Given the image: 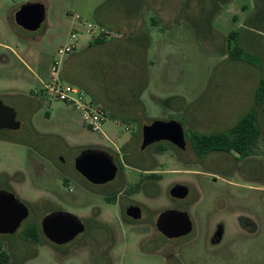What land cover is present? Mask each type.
<instances>
[{"label": "rangeland", "instance_id": "1", "mask_svg": "<svg viewBox=\"0 0 264 264\" xmlns=\"http://www.w3.org/2000/svg\"><path fill=\"white\" fill-rule=\"evenodd\" d=\"M26 1L0 0V99L13 104L18 119L25 121L18 129L0 131V174L7 172L15 194L41 215L56 207L87 215L93 206H101L104 217L117 228L118 242L110 257L98 255L99 236L92 230L66 247L28 243L19 234L25 224L40 223L41 217L33 214L17 232L0 236V240L8 241L12 256L22 254L24 264H172L187 254L194 258L193 238L178 239L169 250L156 252L150 235L120 224L118 206L108 205L102 196L83 186L86 182L73 167L74 158L82 147L94 145L108 148L117 157L120 150L130 182L139 181L143 167L136 168L147 164L161 176L163 190L179 180H190L199 187L201 200L193 210L201 228L197 264H240L242 258L246 264H264V114L256 98L259 79L264 75V0H171L167 7L158 6V0L154 5L150 0H134L140 6L137 12L131 0H119L120 4L116 0H46L51 4L48 16L36 30L26 29L15 20V12ZM6 11L13 14L12 21H6ZM83 20L101 22L115 29V36L120 38L126 35L124 23H133L130 38L113 41L94 52L96 58L92 57L85 69L84 78L99 90L97 99L107 109L102 132L87 128L81 113L48 91L36 74L43 67L47 75L49 67L51 75L58 48L70 40L71 31ZM231 32L236 34L230 36ZM145 37L151 61L145 50L136 46ZM236 39L259 56L255 64L232 56ZM138 51L144 53L141 60ZM15 52L25 57L26 63ZM140 87L138 97L134 93ZM251 110L258 111L262 131L261 182H253L257 176L249 171L237 177L219 168L227 161L222 152L200 159L193 151L177 154L165 143L140 150L142 128L154 120H179L191 136L194 131L229 129ZM26 121L34 131L25 129ZM127 141L129 146L122 149ZM66 148H70L68 152ZM60 156L63 164L57 160ZM235 178L251 180L246 183L263 189L250 213L258 222L259 232L251 235L242 249L232 245L235 238L230 244L215 246L212 231L205 233L209 222L223 217L229 228L224 242L233 237V215L212 208L217 185ZM114 184L130 186L121 178ZM151 203L154 209L160 207ZM141 239L143 254L138 252Z\"/></svg>", "mask_w": 264, "mask_h": 264}, {"label": "flooded vegetation", "instance_id": "2", "mask_svg": "<svg viewBox=\"0 0 264 264\" xmlns=\"http://www.w3.org/2000/svg\"><path fill=\"white\" fill-rule=\"evenodd\" d=\"M171 119L174 118H170L168 120ZM4 129H1L0 131ZM25 129L29 131L33 128H31V126L30 127L26 126ZM37 133L42 134L41 132L38 131ZM199 134H204V133H199L194 131L190 136L184 130L185 143H186L184 148L179 147L171 140H161L152 143L146 146L145 148H142V143H143V130H142V143L140 145V150L145 151L147 148H149L152 145H156L157 147V145L165 143L167 144L168 147H171L173 150H175L177 154H179L180 152L187 153L193 151L196 154L197 158L200 159L203 158V156L205 155L208 156L209 154H213V153L220 154L222 152L227 155L226 157L227 161L225 162V165H222L221 160H219L218 163L219 166L222 165L219 168L221 169L225 168L229 174L236 175L237 177L243 176L244 174L247 173L246 171H249L253 173L255 176H257V179L256 180L254 179L253 182H261L260 175L263 168L261 157L263 156V154L261 148L262 131L260 128H259V132L256 133L255 140L250 144V149H251L250 153L244 155H242L237 151H231V152L212 151L209 153L200 154L193 143V140L195 138L197 139V135ZM129 141H127V143H125L124 146H122L121 148L122 149L127 148L130 143ZM69 149L70 148H66V150L64 149V151L68 152ZM85 149L103 150L108 152L113 157L115 163L118 166V170L115 178L105 183H94L89 179L85 178L81 173L80 174L84 177V180L86 182V185H83L85 188H87L93 194H98L102 196L103 200L108 205H114L119 207L120 224L127 226L130 229H133L135 232L142 231V234L150 235L149 241L151 243L153 242V248L156 252H163L165 250H169V247H174V245H176L175 241H177L178 239L190 238L189 240H191V238H193L194 246H195L194 258L192 259L190 255L187 254L186 258L184 256L183 258L174 261L172 264H197V241L200 238L201 228L197 216L193 215V210L197 208V205L201 200L202 194L201 191L199 190V187L190 180H185V182H181L182 180H179L171 184L168 188H166V190H163L162 189L163 181L161 176L154 171L151 165H147V164H139V168H136V169H140L141 167H143L142 169H140L141 171L144 172L143 176L139 177L137 174V176L140 178L139 181L130 182L127 179L128 172L126 166L128 165L127 164L125 165V163L123 164L122 161H124V159L121 152H119L120 150H118V152L116 151L118 154L117 157L113 155L112 152L108 150V148L88 145L82 147V149H80V151L77 153L76 157ZM51 152H53V150H51L50 153ZM119 153L121 155H119ZM76 157L74 158V162H73V167L75 169H76L75 167ZM137 158H140V156L139 155L138 157L136 156V159ZM57 160L58 162H60V164H63L64 162V158L62 156L57 158ZM3 174H7V175L4 176ZM120 178L123 184L127 183L130 185L129 188H127V186L122 188V185L118 186L117 184H114L118 182ZM10 180L11 177L7 172L1 173L0 183L1 184L3 183L2 186L3 185L4 186L3 188H0V190H8L15 194L14 188L9 183ZM223 181L225 182L223 183L225 185L220 184L219 186L218 184L217 191L213 192V198L215 199V201L212 210L224 211L225 213H229L233 215V217L235 218V227L232 233L233 237L230 240L224 242L226 236L228 235L229 228H228V223L223 217L220 218L218 221L216 220L214 223L209 222L206 225L205 233L208 234L211 233L212 231L211 238H212V243L215 244V246H220L222 244L225 245L226 243L230 244L232 239L235 238L234 242H232V245H236L237 247H240L242 249L245 243L246 242L248 243L249 237L251 235L256 236L259 232L258 222L254 217L250 215V213L254 209L255 200L260 198L259 192L263 189H261L262 187H260L259 185L258 186L250 185L246 183L251 180H245L244 178L225 179ZM176 185L184 186V190H186V194L183 196L173 195L171 191ZM250 199H252V201H250ZM151 202H153L156 205H160V207L154 209L151 206L152 204ZM27 207L29 208V215L26 219L22 221L20 227L22 226L25 220H27L28 222L29 218L33 214H36L38 217H41L40 223H36L32 221L27 225L25 224L22 227L23 229L21 228L22 231L20 232L19 235L22 239L26 240V242L28 243L38 244L44 242L51 244L55 248L66 247V246H70V244H72L82 234L86 233L89 230H92L94 232H97L99 236L98 247L100 249V253L98 255L100 256L106 255L110 257L112 250L117 245L118 242L117 228L113 224V222L108 221L104 217V211L101 206H93L90 210V213L87 215H79L73 211H68L67 209H64L62 207L53 208L52 210H49L48 212L41 215L40 213H36L32 211L30 206L27 205ZM57 211H67L78 216L84 223L85 230L79 235H77L73 240L67 243L57 244L55 242H52L44 233L43 220L47 215ZM166 212L169 213L168 215L172 213V215H176V216L181 215L179 212L187 213L192 221L191 231L187 234L174 236V237H170L166 233H164L160 229L158 223L163 213ZM19 228L17 229V231L19 230ZM33 228H36L40 234V239L37 241L26 239L24 238L23 235L24 231ZM0 236H6V233H1ZM189 240L186 242L188 243ZM2 242L4 245V249L10 255V260L8 264H18V263L24 264L26 258L21 257L22 254L20 256L13 257L10 252V245L8 241L2 240ZM143 244H144L143 239H141L138 245V252L141 254L144 253ZM238 261L241 262L240 264H246L245 258H242V260H238Z\"/></svg>", "mask_w": 264, "mask_h": 264}, {"label": "water", "instance_id": "3", "mask_svg": "<svg viewBox=\"0 0 264 264\" xmlns=\"http://www.w3.org/2000/svg\"><path fill=\"white\" fill-rule=\"evenodd\" d=\"M46 5L40 0H29L20 5L15 12L16 22L29 30H36L46 18ZM264 114V105H263ZM21 121L17 119V112L13 106L0 100V129H18ZM143 130L142 148L161 141L171 140L184 148L185 136L181 122L176 119L155 120L145 124ZM75 167L79 173L94 183H105L113 180L118 166L113 157L106 151L85 149L75 160ZM171 193L175 196L186 194L184 186L176 185ZM171 212V211H169ZM176 216L163 213L159 219L160 229L170 237L187 234L192 229V221L185 212ZM29 215V208L13 192L0 190V234H12L17 231L22 221ZM45 235L57 244H64L73 240L85 230L82 220L67 211H57L47 215L43 220Z\"/></svg>", "mask_w": 264, "mask_h": 264}, {"label": "built area", "instance_id": "4", "mask_svg": "<svg viewBox=\"0 0 264 264\" xmlns=\"http://www.w3.org/2000/svg\"><path fill=\"white\" fill-rule=\"evenodd\" d=\"M118 33L115 29L96 21L83 20L77 30H72L70 40L58 48V54L53 58L51 75L44 82V87L53 92L54 95L74 106L81 115L87 128L95 132H102L103 125L107 119L105 105L96 97L91 96L88 91L73 82L63 80L61 67L64 57L75 51L84 39L97 41L106 39Z\"/></svg>", "mask_w": 264, "mask_h": 264}, {"label": "trees", "instance_id": "5", "mask_svg": "<svg viewBox=\"0 0 264 264\" xmlns=\"http://www.w3.org/2000/svg\"><path fill=\"white\" fill-rule=\"evenodd\" d=\"M235 34V32H231L230 36ZM101 40L103 39H99L97 41ZM230 42L231 41L229 39V44ZM238 43L239 41L236 39V43L231 50L233 57L238 59L244 58L245 60L252 63H254L256 59H260L259 56H255L256 53L246 50L241 44ZM146 82V80L142 82L143 87ZM141 89L142 87H140V89H138V91H136L134 94L139 96ZM256 98L262 108L264 104V75H262L259 79L256 89ZM257 112H255V110L249 111L243 118H241L233 127L229 129L197 135V139L195 138L193 140L194 146L197 148V151L200 154H205L212 151H237L242 155L249 154L251 151L250 144L255 140L256 133L259 132ZM121 117L125 118V116ZM3 175L6 176L7 174ZM23 235L24 238L34 241L40 239V234L36 228L24 231ZM9 260L10 255L4 249L2 240H0V264H8Z\"/></svg>", "mask_w": 264, "mask_h": 264}, {"label": "crops", "instance_id": "6", "mask_svg": "<svg viewBox=\"0 0 264 264\" xmlns=\"http://www.w3.org/2000/svg\"><path fill=\"white\" fill-rule=\"evenodd\" d=\"M40 1L44 2L45 5H46V11H47L46 18H47V16H48V7H49L50 2L49 3L48 2H45L46 0H40ZM116 1H117L118 4H120L119 0H116ZM150 1L152 2V5H154L153 3L155 2V0H150ZM166 1H168V2H165V0H158L157 1L158 6H160V7H167V6H169V5L172 4V1L171 0H166ZM129 2H130V0H129ZM131 3H133L131 5H134V7L136 9V12H137L138 9L140 8V6L137 5L138 2H136V4H135L134 3V0H131ZM50 6H51V4H50ZM168 9H170V7ZM7 11H8V8H7ZM67 12L68 13L70 12V10H68V8H67ZM10 13L11 12H7L8 15H7L6 21H12L11 16H10ZM11 15H13V14L11 13ZM46 18H45V20H46ZM72 21H74V20H72ZM132 24L133 23L130 22V21H128L127 24L124 23V29L126 31L125 37H121L120 38V37L115 36V37L106 38V39H103V40L97 41V42H94V41H88V42L83 41L81 43V45L75 51H73L70 54H67L64 57L63 64H62V67H61V76H62L63 80L70 81V82L77 81L78 83H76V82H73V83L78 84V85L84 87L94 97L99 98V94H100L99 93V90H96L95 87L92 86L91 83L88 82L84 78L85 77V75H84L85 74V69L88 66V62H89V60L92 57L96 58L95 57L96 56V53H94V52H98V51L102 50L106 45L111 44L113 41H116V40H122L123 38H127V37L130 38L131 37V35H130L131 34V30H129V27ZM140 34L146 35L145 33H140ZM136 38H137V34H136ZM136 44H137L136 46H138V48L141 47L143 50H145L146 58H148L150 60V58L147 56V48L149 46L148 38L145 37L143 39H140V40L137 41ZM15 53L17 54V56H19V59L21 60V62L23 60L26 63L25 57L20 56L18 54V52H15ZM143 55H144V53L142 51H138V53H137L138 59H140V60L143 59ZM5 58H7L6 54H5ZM36 74L37 75L40 74L39 77H40V79H41L42 82L46 81L44 78L46 76L47 77L46 79H49V74H50L49 73V67L47 69V75H46V71L43 69V67L40 68V72H38ZM18 82H20V78H18ZM23 82H24V80H23ZM21 87H23V86L21 85L18 88H21ZM35 92H37V91H35ZM140 92H141V90H140ZM242 98H240L238 100L239 103H241ZM139 100H140V98H139ZM9 104L11 106L13 105L11 103H9ZM13 108H14V105H13ZM26 123H27L26 125L29 126V122L26 121ZM24 124H25V121H21V125L24 126ZM39 132L44 133V132H42L40 130H39Z\"/></svg>", "mask_w": 264, "mask_h": 264}]
</instances>
